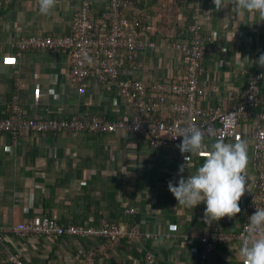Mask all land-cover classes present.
Instances as JSON below:
<instances>
[{
	"label": "crops",
	"instance_id": "0c3cea01",
	"mask_svg": "<svg viewBox=\"0 0 264 264\" xmlns=\"http://www.w3.org/2000/svg\"><path fill=\"white\" fill-rule=\"evenodd\" d=\"M159 1L161 5L157 0H137L145 37L155 41L165 40L167 35L173 41L185 40L182 29L192 21L193 1ZM81 2L56 0L46 16L38 11L39 0H10L0 11V117L8 114L12 103L20 106L28 118L62 121L84 115L114 120L131 114L115 88L109 89L95 80L86 81L85 93L78 94L69 80V57L62 50L31 48L14 57L15 45L21 38L67 34ZM93 2L96 12L107 8V0ZM197 2L204 33H215L227 49L226 54L203 61L201 83L208 92L203 104L227 109L232 103L226 98L228 90L242 91L254 69L264 73V68L254 63L264 53V21L238 10L234 0H222L220 10L213 0ZM172 5L174 12L170 14ZM174 16L180 26L178 32L174 19H170ZM161 19L165 22L160 23ZM139 58L141 68L131 73L123 67L121 79L158 81L168 73L175 79L182 76V56L176 50L144 51ZM244 139L251 157L250 140ZM212 142L205 140L206 145ZM148 153L144 139L122 132L71 137L24 131L15 143L0 132V226L43 218L55 219L64 226H97L101 220L130 225L134 215H139V225L159 233V241L137 244L123 240L100 257L97 264H147V252L160 264H244L237 244L217 247L208 260L200 262L198 243L181 238L202 236L212 230L235 232L241 226V208L232 218L226 216L206 224L203 203L194 209L178 205L168 190L169 181L179 178L181 165H185L182 175L186 177L202 164L206 154H196L185 161L184 156L189 153L167 148L159 152L161 162L156 163L148 158ZM246 176L248 185L242 197L250 191L251 167ZM127 209L136 213L127 214ZM5 242L14 252L21 253L25 264H78L74 257L77 247L88 248L97 241L9 234ZM5 246L0 242V264H7Z\"/></svg>",
	"mask_w": 264,
	"mask_h": 264
},
{
	"label": "built area",
	"instance_id": "2783aa9c",
	"mask_svg": "<svg viewBox=\"0 0 264 264\" xmlns=\"http://www.w3.org/2000/svg\"><path fill=\"white\" fill-rule=\"evenodd\" d=\"M10 0H0V8ZM107 8L96 12L93 0H82L73 14L69 32L59 36H31L21 38L15 48L20 56L28 49L62 50L69 57V80L78 94L85 93L86 81L92 79L107 88H115L124 105L131 111L126 117L114 120L100 117L77 116L58 120L52 118H28L20 106L12 103L8 117H0V132L17 142L21 133L32 131L40 135L48 133L67 134L77 137L82 133L127 135L146 141L148 158L160 163L159 152L177 148L181 137H175L183 129L197 126L205 140L236 142L248 138L251 143V185L246 197H241L239 207L243 210L241 226L235 232L212 230L198 237L181 236L185 242L198 243V261L205 262L216 247L241 246L249 235L245 230L248 218L256 207H264V73L254 69L242 91L228 90L226 98L232 101L225 109L206 101L207 90L201 83L206 58L227 52L215 33L205 34L198 20L197 2L193 5L192 22L187 28V38L182 41H151L143 32L140 13L135 0H107ZM176 50L182 56V76L175 79L168 73L158 81L135 78L121 79L120 70L128 67L130 72L141 68L140 54L144 51L158 52ZM38 96V94H37ZM14 99L16 96L14 95ZM175 137V138H174ZM202 155V154H200ZM127 214L136 210L127 209ZM9 234L18 237L60 238L69 236L78 240L95 239L86 248L79 245L75 252L78 264H97V260L116 248L121 241L143 244L158 242L159 233L144 229L139 224L108 223L101 220L97 226L61 225L55 219L43 218L18 225L0 226V242L5 246L7 264H25L20 252H14L5 240ZM171 236V235H167ZM147 264H160L154 255H144Z\"/></svg>",
	"mask_w": 264,
	"mask_h": 264
},
{
	"label": "clouds",
	"instance_id": "9594fccd",
	"mask_svg": "<svg viewBox=\"0 0 264 264\" xmlns=\"http://www.w3.org/2000/svg\"><path fill=\"white\" fill-rule=\"evenodd\" d=\"M55 3L56 0H39V13L49 15ZM221 3L222 0H213L217 10L223 9ZM234 6L264 21V0H234ZM254 63L264 68V53ZM175 137L182 138L177 145L180 153L190 154L184 156L185 161L193 155L206 154V159L194 173L183 176L185 165H181L178 170L179 178L175 182L169 181L168 190L178 201V205L194 209L203 203V219L206 224L238 214L241 211L239 201L248 185V142L239 139L229 143L218 138L206 145L204 134L195 125L181 130ZM245 230L249 235L239 248L244 264H264V207H256L245 224Z\"/></svg>",
	"mask_w": 264,
	"mask_h": 264
},
{
	"label": "trees",
	"instance_id": "16d2710c",
	"mask_svg": "<svg viewBox=\"0 0 264 264\" xmlns=\"http://www.w3.org/2000/svg\"><path fill=\"white\" fill-rule=\"evenodd\" d=\"M158 1V4H160L161 2L159 1V0H157ZM176 0H174V2H175ZM191 1H196V0H191ZM135 2H136V4L138 3L137 2V0H135ZM192 4H193V2H192ZM191 4V11H192V15H193V5ZM161 5V4H160ZM4 7V6H3ZM3 7H1L0 8V11L3 9ZM164 9V7L162 6L161 7V10H163ZM172 10H173V12H174V5H172V9H169V13L171 14V12H172ZM160 15L162 16L163 14H162V12H160ZM199 15H200V12H199V7H198V20H199ZM141 16V15H140ZM172 18L174 19V23L176 24L175 26H176V28H177V32H178V30L180 29V26H179V24H178V19L176 18V16H174V17H171L170 19H171V22L173 21L172 20ZM139 19H140V21H141V25H142V28H143V24H142V17H139ZM162 19H164V20H166L165 18H163L162 17ZM161 19V21H160V23L163 21V22H165L164 20H162ZM199 22H200V20H199ZM166 23H168V22H166ZM177 24H178V26H177ZM189 25V24H188ZM188 25H184L183 26V28L184 29H182L183 31V33H184V38L186 37L187 38V28H188ZM161 26V24L159 25V27ZM201 28H202V31L204 32V29H203V25L201 24ZM185 31V32H184ZM144 32V31H143ZM182 33V34H183ZM167 35H165L164 36V38H165V40L166 41H173L174 39H172L171 37H169V39L166 37ZM152 39H156V37L155 36H153V37H151ZM167 38V39H166ZM183 38V39H184ZM152 41V40H151ZM10 114H9V112H8V114H6V115H4V116H2L1 118H4V117H8ZM140 216L139 215H134V221L130 224V225H132V224H140ZM62 225V224H61ZM64 226V225H63ZM221 232H223V231H221ZM225 247V246H224ZM224 247H221V248H224ZM217 248V247H216ZM156 259V258H155ZM158 260V259H157Z\"/></svg>",
	"mask_w": 264,
	"mask_h": 264
},
{
	"label": "rangeland",
	"instance_id": "374dc122",
	"mask_svg": "<svg viewBox=\"0 0 264 264\" xmlns=\"http://www.w3.org/2000/svg\"><path fill=\"white\" fill-rule=\"evenodd\" d=\"M250 164H251V158H250L249 150H248V164H247L246 172H247V171H250Z\"/></svg>",
	"mask_w": 264,
	"mask_h": 264
}]
</instances>
